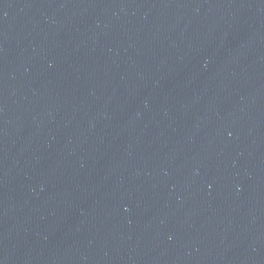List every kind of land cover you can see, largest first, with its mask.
<instances>
[{
	"label": "water",
	"instance_id": "95a60500",
	"mask_svg": "<svg viewBox=\"0 0 264 264\" xmlns=\"http://www.w3.org/2000/svg\"><path fill=\"white\" fill-rule=\"evenodd\" d=\"M0 264H264V0H0Z\"/></svg>",
	"mask_w": 264,
	"mask_h": 264
}]
</instances>
